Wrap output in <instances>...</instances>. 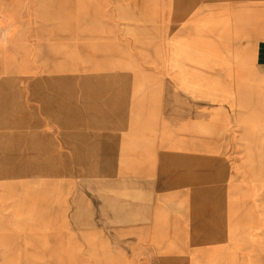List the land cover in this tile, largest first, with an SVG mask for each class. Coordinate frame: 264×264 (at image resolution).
<instances>
[{"label": "rangeland", "instance_id": "obj_1", "mask_svg": "<svg viewBox=\"0 0 264 264\" xmlns=\"http://www.w3.org/2000/svg\"><path fill=\"white\" fill-rule=\"evenodd\" d=\"M257 39L264 0H0V264H264ZM176 72L196 117L145 132L149 189L110 126Z\"/></svg>", "mask_w": 264, "mask_h": 264}, {"label": "crops", "instance_id": "obj_2", "mask_svg": "<svg viewBox=\"0 0 264 264\" xmlns=\"http://www.w3.org/2000/svg\"><path fill=\"white\" fill-rule=\"evenodd\" d=\"M252 43L254 46L253 61L255 64H264V39L253 40ZM171 79L172 80H169L170 83H162L156 104L151 107L154 108L155 111L142 112L144 114L139 113L135 115H131L130 111L129 113H125L124 122L110 126L113 130L111 133H115L121 143L120 158L122 167L127 172H131V175L134 176L138 175L134 168V166H137V168H139L137 171H142L141 175H139L142 177L139 178L147 182L149 189L156 188L158 185L157 178L159 177L156 175H145L148 170L146 168L144 171V164L147 158L144 143L147 139L146 135H144L145 132L147 130L155 132L156 136L153 137V140L158 141L159 136L165 133V127L171 126L173 128L172 133L174 137L181 139L184 135L192 132V129H190L191 121L196 117L195 103L197 99L192 89V81L190 78H182L180 72H176ZM166 86L168 87L167 95ZM131 109L133 108L129 107V110ZM22 111L24 115H28V118L31 120L33 107L31 105H26L19 111V115L22 114ZM131 117H133L135 121H130ZM128 158H130L129 162L127 161Z\"/></svg>", "mask_w": 264, "mask_h": 264}]
</instances>
